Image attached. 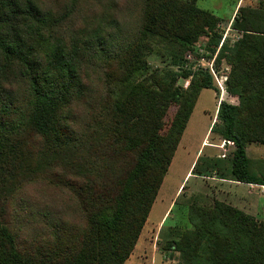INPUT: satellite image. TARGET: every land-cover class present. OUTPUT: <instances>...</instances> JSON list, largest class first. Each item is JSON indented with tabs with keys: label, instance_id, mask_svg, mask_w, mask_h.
Instances as JSON below:
<instances>
[{
	"label": "trees",
	"instance_id": "16d2710c",
	"mask_svg": "<svg viewBox=\"0 0 264 264\" xmlns=\"http://www.w3.org/2000/svg\"><path fill=\"white\" fill-rule=\"evenodd\" d=\"M63 1L0 0V264H124L132 254L201 90L218 92L207 72L182 89L186 69L149 71V38L172 44L174 66L201 35L226 56L238 104L221 100L210 128L235 145L221 178L264 186L246 153L247 141L264 144V6L239 8L230 44L197 0H138L137 33L122 40L76 26L79 0ZM42 183L71 196L83 222L40 211L41 230L19 241L10 210ZM188 221L167 245L178 264H264L263 221L219 200L191 205Z\"/></svg>",
	"mask_w": 264,
	"mask_h": 264
},
{
	"label": "rangeland",
	"instance_id": "374dc122",
	"mask_svg": "<svg viewBox=\"0 0 264 264\" xmlns=\"http://www.w3.org/2000/svg\"><path fill=\"white\" fill-rule=\"evenodd\" d=\"M42 1L53 8L57 2L58 8L63 7L64 2ZM137 3L138 0H79L74 21L78 27L86 24L89 33L98 31L101 36L126 39L138 30L140 20ZM196 5L220 19L218 24L223 31L222 39L227 38L231 44L241 36L240 31L232 26L239 8L261 7L264 6V0H197ZM207 40L208 36L201 35L185 48L180 66H174L171 54L176 49H171L172 44L159 43L157 38H149L153 46L147 56L149 71L156 69L159 74H163L167 70L186 69L188 76L180 75L176 79V85L182 89L190 86L194 76L200 77L201 72H207L212 76L218 92L209 88L201 90L141 235L124 264L180 263V254L167 249V245L175 236L173 228L191 227L188 210L193 204L212 205L215 200L223 201L264 222V186L221 178L230 176L228 164L235 145L222 139L219 134L211 133L210 128L216 121L214 119L218 102L225 100L238 104V98L229 93L226 87L229 61L226 56L218 58V50L213 52L207 46ZM176 108L177 105L169 106L165 116L166 124L172 119ZM246 153L254 167L264 171V144L249 140L246 143ZM194 165L195 170L192 171ZM188 171L189 174L186 175ZM57 190L46 183L33 184L26 188L22 201L18 200L12 205L10 222L19 241L33 237L34 233L41 230L47 220L42 214L39 215L40 211L48 218H51L50 211H59L82 224L83 219L75 200Z\"/></svg>",
	"mask_w": 264,
	"mask_h": 264
},
{
	"label": "crops",
	"instance_id": "0c3cea01",
	"mask_svg": "<svg viewBox=\"0 0 264 264\" xmlns=\"http://www.w3.org/2000/svg\"><path fill=\"white\" fill-rule=\"evenodd\" d=\"M220 102V101H219ZM219 102H218V104H219ZM218 104H217V109H218ZM216 113H217V110L215 111ZM215 118H216V116H215ZM215 120V119H214ZM214 122V121H213ZM198 156H199V154H198ZM196 158H197V154H196V156H195V162H196ZM189 174V171L187 172V174L186 175H188ZM250 185H252V184H250ZM170 208V207H169ZM169 208H168V210H169ZM168 210L165 212V214L163 215V218L166 216V214H167V212H168ZM162 218V219H163ZM129 259V258H128Z\"/></svg>",
	"mask_w": 264,
	"mask_h": 264
},
{
	"label": "built area",
	"instance_id": "2783aa9c",
	"mask_svg": "<svg viewBox=\"0 0 264 264\" xmlns=\"http://www.w3.org/2000/svg\"><path fill=\"white\" fill-rule=\"evenodd\" d=\"M190 55V54H189Z\"/></svg>",
	"mask_w": 264,
	"mask_h": 264
}]
</instances>
